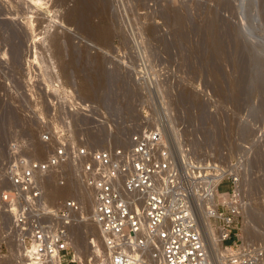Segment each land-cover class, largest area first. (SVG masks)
<instances>
[{"label":"rangeland","instance_id":"1","mask_svg":"<svg viewBox=\"0 0 264 264\" xmlns=\"http://www.w3.org/2000/svg\"><path fill=\"white\" fill-rule=\"evenodd\" d=\"M64 91L88 104L72 118L77 143L159 127L179 160L238 175L240 236L254 226L261 235L245 242L264 245V0H0V160L10 139L38 141ZM56 186L50 203L70 195L50 199ZM3 214L0 256L12 264Z\"/></svg>","mask_w":264,"mask_h":264},{"label":"built area","instance_id":"2","mask_svg":"<svg viewBox=\"0 0 264 264\" xmlns=\"http://www.w3.org/2000/svg\"><path fill=\"white\" fill-rule=\"evenodd\" d=\"M64 96L63 110L58 98L49 101L38 141L29 134L14 137L0 160V211L16 241L12 264H264V245L240 238L245 201L238 175L224 173L215 162L179 160L159 127L120 129L125 142L110 147L77 143L72 118H87L88 104L71 91ZM52 178L57 186L91 192L90 213L76 189L48 202L46 183ZM210 187L219 195L208 218L228 247L221 262L208 256L196 216L197 198L204 199ZM79 226L96 229L85 236L87 257L75 255ZM230 238L233 246L225 244Z\"/></svg>","mask_w":264,"mask_h":264},{"label":"bare ground","instance_id":"3","mask_svg":"<svg viewBox=\"0 0 264 264\" xmlns=\"http://www.w3.org/2000/svg\"><path fill=\"white\" fill-rule=\"evenodd\" d=\"M7 22L9 23V20H7ZM224 173H226V172L224 171ZM48 182H50V181H48ZM47 183H46V187H47ZM56 187L58 189L53 191L52 193L50 191L49 192L47 191L48 194L51 193L50 199H52L54 197L58 198L60 196H64V194L67 192V190H69L70 191V195H72V191L74 189H76L75 191L79 194V197L81 199V203H82V205L84 207V210L86 211V213H88V214L90 213L92 205H93L91 192L86 191V190H82L80 187L79 188L81 190H79L78 187H74L71 184H68V185H66L64 187H60V186H56ZM206 194H207V196L204 199L198 200V198H197L198 208L196 210V216H197L198 225H199L198 227H199L200 233H201V235H202V237L204 239V243H205V247H206L208 256L212 260H216L218 262H221L222 256L225 253V251L228 250V247H226V248L222 247L221 242H219V240H218V232L212 226L211 221L209 220L208 214H207L208 213L207 209H213V210L216 209V204H217L216 203V198L219 195V192H217L215 190V188L211 189V187H210V189H207V193ZM88 195H90L91 201H90V204L87 206L85 204L86 203V197L85 196H88ZM47 197H48V195H47ZM56 198H54V199H56ZM3 215H4L5 219H6L7 224H8L10 222L9 218L6 216V214H3ZM245 228H246L245 229L246 230L245 231L246 236H248L247 239H244V241H243L242 237L240 236V238H241V240H242V242L244 244L246 243L245 240H249L250 241L251 239L253 240V238H259V236L262 233L258 229H256L254 226H251V225L248 226V227H245ZM89 231L95 232L96 230H95V228L94 229L93 228H87V227H84V226H79V227H76L74 229L73 246H74V249H75L76 253L79 254V255H80L81 251L83 252V250L87 249L85 236H86V233L89 232ZM8 243L12 244L13 240H11V239L8 240ZM84 252H86V251H84ZM11 254L13 256V252ZM3 262H4V260H3Z\"/></svg>","mask_w":264,"mask_h":264}]
</instances>
